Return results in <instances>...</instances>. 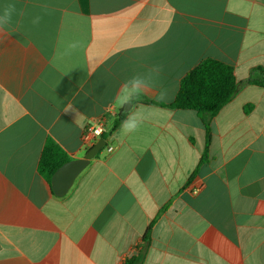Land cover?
Segmentation results:
<instances>
[{"label":"crops","instance_id":"obj_1","mask_svg":"<svg viewBox=\"0 0 264 264\" xmlns=\"http://www.w3.org/2000/svg\"><path fill=\"white\" fill-rule=\"evenodd\" d=\"M7 4L0 264H264V86L249 82L264 79V0H0V10ZM72 41L82 47L63 54ZM205 59L231 65L241 85L204 114L203 161V117L172 104ZM137 74L152 90L136 105L141 126L124 135L113 125L129 113L114 98ZM100 118L105 145L55 195L40 169L47 142L83 158L93 146L83 134Z\"/></svg>","mask_w":264,"mask_h":264},{"label":"trees","instance_id":"obj_2","mask_svg":"<svg viewBox=\"0 0 264 264\" xmlns=\"http://www.w3.org/2000/svg\"><path fill=\"white\" fill-rule=\"evenodd\" d=\"M249 82L264 86V79L260 82L250 79ZM240 85L231 65L214 59H205L182 79L172 107L193 110L202 117L204 114L213 116L235 97ZM125 114L122 111L118 115L113 128L123 121ZM203 122L206 128V149L203 157L205 161L211 142V129L204 117ZM67 161L68 158L60 148L49 140L42 154L40 169L50 184L55 171Z\"/></svg>","mask_w":264,"mask_h":264},{"label":"clouds","instance_id":"obj_3","mask_svg":"<svg viewBox=\"0 0 264 264\" xmlns=\"http://www.w3.org/2000/svg\"><path fill=\"white\" fill-rule=\"evenodd\" d=\"M47 6H45L46 8ZM16 12L14 4H7L0 10V30L9 25L12 22L13 14ZM40 18L36 17L33 19V24H38ZM82 47L80 41L69 42L64 50L65 55H70L77 52ZM155 69H160L155 67ZM152 69H149L151 71ZM152 90V80L144 75L137 74L126 80L118 90L114 103L120 109L127 111L129 114L121 122L120 132L124 135L135 133L143 122V117L140 112L136 109L137 103ZM168 94L166 90H161L156 96L157 100H166ZM130 106V107H129Z\"/></svg>","mask_w":264,"mask_h":264},{"label":"water","instance_id":"obj_4","mask_svg":"<svg viewBox=\"0 0 264 264\" xmlns=\"http://www.w3.org/2000/svg\"><path fill=\"white\" fill-rule=\"evenodd\" d=\"M105 145V140H98L83 158L70 160L61 165L53 174L51 187L55 195L64 196L73 186L76 178L89 165L99 150Z\"/></svg>","mask_w":264,"mask_h":264},{"label":"built area","instance_id":"obj_5","mask_svg":"<svg viewBox=\"0 0 264 264\" xmlns=\"http://www.w3.org/2000/svg\"><path fill=\"white\" fill-rule=\"evenodd\" d=\"M106 127V121L104 118H100L95 123L91 124L87 131L83 134V142L95 144L97 138L102 136Z\"/></svg>","mask_w":264,"mask_h":264}]
</instances>
